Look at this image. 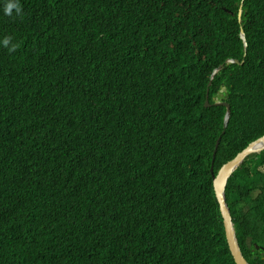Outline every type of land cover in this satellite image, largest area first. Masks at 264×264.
<instances>
[{
    "label": "trees",
    "instance_id": "trees-1",
    "mask_svg": "<svg viewBox=\"0 0 264 264\" xmlns=\"http://www.w3.org/2000/svg\"><path fill=\"white\" fill-rule=\"evenodd\" d=\"M20 6L0 0V264H236L211 165L264 134V0ZM225 194L264 264V150Z\"/></svg>",
    "mask_w": 264,
    "mask_h": 264
},
{
    "label": "water",
    "instance_id": "water-1",
    "mask_svg": "<svg viewBox=\"0 0 264 264\" xmlns=\"http://www.w3.org/2000/svg\"><path fill=\"white\" fill-rule=\"evenodd\" d=\"M242 6L243 3L241 2L239 11H238V20L241 23L242 22ZM241 38L244 41L245 47L247 46V41L245 38V32L243 29H241ZM226 62H233L237 64H242L243 60L240 61L238 59L229 58ZM222 65H219L218 68L214 70V73L217 72ZM213 75V74H212ZM215 105H224L226 107V113L224 115L223 125L224 127L227 126L230 116V105L227 102L216 100L214 101ZM212 105L208 99V95L205 100V106ZM219 144V138L215 144L214 151H213V160L211 165V172H212V181L214 186V191L216 198L219 203V209L221 212V216L223 219V225L225 230V235L228 243V247L232 253V256L234 258V261L236 264H250L247 259L244 257L240 245L238 243V238L236 235V228L233 222V217L229 208V205L226 201V185L228 182L229 177L233 174V172L240 166V164L243 162V160L252 153H259L262 150H264V134L249 143L243 150L238 152L236 156L229 161L225 162L218 172L215 174L213 171V163H214V156L216 153V150L218 148Z\"/></svg>",
    "mask_w": 264,
    "mask_h": 264
},
{
    "label": "clouds",
    "instance_id": "clouds-1",
    "mask_svg": "<svg viewBox=\"0 0 264 264\" xmlns=\"http://www.w3.org/2000/svg\"><path fill=\"white\" fill-rule=\"evenodd\" d=\"M13 10L15 11L16 15H20L21 14V6H20V0H3V8H2V12L5 16H11L13 14ZM243 10V8H242ZM243 13V11H242ZM11 40V36L5 35L3 37H0V47H6L8 49V51H13L16 47V45L14 43H10ZM218 68V67H217ZM223 90V88H222ZM209 99V98H208ZM219 100L217 97H215V100ZM221 101V100H219ZM227 102V101H224ZM211 103V102H210ZM229 103V102H227ZM212 105H215L214 102L211 103ZM230 105V104H229ZM211 106V105H210ZM209 107V106H208ZM254 141V140H253ZM251 143V142H250ZM263 151V150H262ZM261 151V152H262ZM260 153V152H259ZM216 174V173H215ZM0 194L2 195V193L0 192ZM4 197V196H2ZM230 208V207H229ZM231 211V210H230ZM239 243V242H238ZM242 251V250H241ZM243 253V252H242ZM245 257V256H244ZM248 261V260H247Z\"/></svg>",
    "mask_w": 264,
    "mask_h": 264
}]
</instances>
